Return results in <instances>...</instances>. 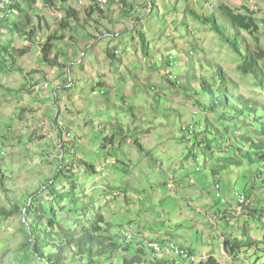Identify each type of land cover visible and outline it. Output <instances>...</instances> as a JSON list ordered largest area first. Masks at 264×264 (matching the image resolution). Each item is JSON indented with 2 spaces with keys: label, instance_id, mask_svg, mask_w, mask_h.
Instances as JSON below:
<instances>
[{
  "label": "rangeland",
  "instance_id": "obj_1",
  "mask_svg": "<svg viewBox=\"0 0 264 264\" xmlns=\"http://www.w3.org/2000/svg\"><path fill=\"white\" fill-rule=\"evenodd\" d=\"M37 1L30 14L37 22L40 20L43 29L38 32L37 43L32 44V52L20 61L24 71L13 69L0 73V147L5 152L0 155V168L8 176L6 187L12 190L9 195L13 197H7L0 190V204L12 207L15 201L23 204L32 199L31 192L37 189L41 180L62 170V145L67 140L72 153L66 155V167L76 163L73 170L77 174L78 192L86 191L91 196L87 199L80 192L77 202L85 204L88 201L90 207L95 206L107 214L115 238L123 240L120 234L123 227L119 226L123 225L134 232V238L143 237L146 250L151 253L150 245L147 246L150 242L146 240L171 238L168 234L172 232L176 234L173 240L180 239L185 246L197 250L198 260L214 255L221 264H264V224L261 220L247 216L251 213L248 209L240 216L231 213L228 218H218L220 209L223 212L225 206L232 205L236 209L235 192H243L246 178L242 175L240 178L239 168L226 175L225 180V174L220 175L222 182L230 181L222 189L223 196L228 199V204H223L215 191L216 182L221 181L219 175H212L205 169L198 171L196 164L187 161V150L177 134L183 135V126L203 121L204 117L198 118L193 113L191 98L167 80L172 72L182 81L184 76H192L194 65L197 66L195 71H200L201 59L212 60L220 63L240 83L243 92L264 100L260 90L254 87L253 77L238 70L239 56L208 26L186 13V0H119L100 18L98 14L96 17L84 15L91 23L86 29L64 31L67 38L57 43L56 52L65 51L66 56L61 62L68 67L45 65L41 61L40 45L49 35L60 32L59 25L66 10L63 0ZM76 1L68 0L67 4L82 11L83 6ZM20 2L28 8L27 0ZM121 3H127L132 10L122 9ZM221 3L234 8L248 6L256 11L261 24L257 35L264 45V0L188 1L189 5L206 13L216 10ZM92 18H98L100 25ZM108 28L112 33L107 32ZM137 29L146 34L151 47L150 57L143 52ZM101 32L105 35L101 36ZM245 36L253 40L249 34L245 33ZM28 44L8 27L0 28V54L4 46L25 47ZM108 48H117L123 54L118 60H111L107 55ZM71 50L76 52L75 58L69 55ZM172 52H176L178 63L174 68L160 60L161 56L166 57ZM173 59L170 54L167 60L171 66L175 63ZM100 81H105L106 89L109 88L112 95L119 91L129 97L128 103L136 106L144 121L135 120L131 113L108 110L104 103L105 87L100 86ZM149 86L151 93L146 92ZM112 99L117 101L115 95ZM150 107L158 110V113L150 112L151 119L147 118ZM72 113L76 123L66 119ZM61 119L68 124L63 120L67 128L58 133L54 122ZM118 120L124 124L126 134L138 138L146 151L113 125ZM66 129L71 132V137ZM3 136H7V140ZM113 136L112 148L108 146L104 150L106 138L112 140ZM106 157H111L110 165L105 164ZM82 160L96 164L98 173L87 171ZM176 181L184 189H179ZM56 185L59 190L69 186L64 178ZM263 197L264 192L256 194L255 191L247 205L263 208ZM204 202L209 210H203ZM69 208L66 205L65 209H59L58 218L66 225H72L76 219L75 211H69ZM154 218L159 224H155ZM25 221L20 213L10 219H0V264H42L32 252H29V258L22 257L20 252L19 246L25 240ZM243 221L250 235L261 241L258 243L261 249L252 247L234 261L226 255L224 239L241 236L242 231L237 225ZM136 246L133 242L129 251L119 253L107 264L111 260L114 264H125V259H133L139 254Z\"/></svg>",
  "mask_w": 264,
  "mask_h": 264
},
{
  "label": "trees",
  "instance_id": "obj_2",
  "mask_svg": "<svg viewBox=\"0 0 264 264\" xmlns=\"http://www.w3.org/2000/svg\"><path fill=\"white\" fill-rule=\"evenodd\" d=\"M13 1L11 12L2 16L0 11V28L8 27L15 34H20L23 40L29 44L25 47L4 46L0 54V73L13 69L20 72L24 71L20 61L32 52V44L37 43L38 32L43 29L40 20L37 22L30 14V11L37 4V0H27L28 8L20 0ZM47 1L52 3V0ZM186 1V13L201 24L208 26L222 42L229 45L241 60L238 70L244 75L252 76L254 87L259 89L264 96V65L262 64L264 45L257 35L261 28L260 19L256 15L257 12L248 6L234 8L227 3H221L216 10H208L209 12L206 13L196 6L189 5L188 1L190 0ZM66 2L67 0H63L66 13L59 25L60 32L49 35L40 45L41 61L45 65L68 67L67 64L61 62V58L66 56L65 51L56 52L57 43L63 42L67 38L64 31L71 32L77 28L86 29V25L91 23L87 19L85 20V16L93 17L94 14H98V18H100L104 11L106 14V9L109 8L113 0H108L103 4H92L82 11L67 5ZM121 8L127 11L132 10L127 3H124ZM98 18H92V20L100 25L101 21ZM109 31L108 28L107 32L112 33ZM136 32L141 38L143 52L147 57H150L151 47L146 34L140 29H137ZM245 33L249 34L253 40H248ZM100 35H105V33L101 32ZM96 38L99 39L98 36ZM121 54L123 52L117 48L107 49V55L111 60H118ZM163 58L168 67L173 66L172 68H174L178 64L177 56L172 66L170 61L167 60L168 56L160 57V59ZM198 65L200 71H195L197 66L194 65L195 70L192 76H184L182 81L176 79L172 72H169L170 76L167 78L169 83L175 88L183 90L191 98L194 103L193 113L198 118L200 116L204 117L203 121H197L187 127L183 126L181 130L183 135L177 134L178 139L181 144H184V149L187 150V156L189 157L187 161L196 164L198 171L205 169L209 170L212 175H219L221 181L216 182L215 189L220 184L221 189L224 190L230 184V181L222 182V179L225 180L228 177L226 175L232 174L234 169L239 168V176L242 175L246 178V180H243V192L247 194V198L251 199V195L255 191L256 194H259V191L260 193L264 192V100L243 92L240 83L220 63L201 59ZM99 84L101 87H105L104 103L108 110L131 113L135 120L141 123L144 121L138 115L136 106L128 103L129 97H126L124 93L120 94L119 91H115L112 95L111 90L106 89L105 81H100ZM151 87L155 88L152 85ZM9 89L13 91L11 88ZM151 90L149 86L146 92L151 93ZM114 95L117 101L112 99ZM152 108L150 107L147 118H152L150 112L154 113V110L158 113L157 108ZM113 125L125 132L123 130L124 124L119 120ZM59 128L63 131L61 127ZM129 130L132 131V128L129 127ZM148 130L150 128H147ZM125 136H127V139L131 138L145 150L138 138H134L126 132ZM2 138L7 140V136ZM114 138L115 136L112 137V140L106 138L102 146L104 150L108 146H110V149L112 148L110 142H113ZM69 143L70 141H65L62 145V170L53 177L41 180L37 189L31 192L32 199H27V202L23 204L15 201L12 207L0 204V219H10L20 213L26 220L23 222L25 240L19 246L20 252L23 254L22 257L29 258V252H32L34 258L42 264H107L110 259H116L119 253L129 251L131 244L136 242L135 250L139 251V254L136 253L137 255L133 259H125V264H192L190 258L184 256H156L147 244L151 251L149 253L146 250L143 237L134 238L133 236L130 241H126L123 230L131 231V229L124 228L123 225H119L123 227L120 230L123 240L115 238L116 235L110 227L111 223L108 221L107 214L97 210L98 208L95 206L90 207L88 201L85 204L77 202L80 192L87 199L91 196L86 191L78 192L77 174L73 170L76 163L72 162L70 167H66V155L69 152L72 153ZM107 151L109 152V150ZM147 153L153 159L152 154ZM191 158L194 159L190 161ZM57 159H59V156H57ZM105 161L107 165L112 163L111 157H106ZM153 161L157 162L155 158ZM82 163L87 171L93 174L98 173L96 164L86 160H82ZM222 173L225 174V177L220 178ZM63 178L67 179L69 186L59 190L56 183ZM240 178L242 177L240 176ZM7 179V174L0 168V190L7 194V197L13 198L9 195L12 190L6 187ZM114 195L116 194H111V196ZM50 197L53 200L50 201ZM66 205H69V211H75L76 213V219L72 225H66L58 218L59 209H65ZM245 209L251 211L247 216L255 220L259 219L264 224L262 218L264 207L258 208L256 206L253 208L245 205ZM220 212H222L221 209ZM237 226L242 231L241 236L239 234L224 239L226 255L234 261L239 260L245 251L258 246V243L261 242L250 235L244 221ZM168 235L171 238L169 236L166 239L159 237L161 239H147L146 241L150 243L157 241L162 245L173 242L176 243L175 245L185 248L190 255L198 256L197 250L192 246H185L184 243L180 242V239L173 240L172 238H175L176 234L169 232ZM258 248L261 249L259 246ZM143 254L147 258L144 259ZM108 264H114V262L111 260ZM194 264H221V262L218 257L211 255L206 260Z\"/></svg>",
  "mask_w": 264,
  "mask_h": 264
},
{
  "label": "clouds",
  "instance_id": "obj_3",
  "mask_svg": "<svg viewBox=\"0 0 264 264\" xmlns=\"http://www.w3.org/2000/svg\"><path fill=\"white\" fill-rule=\"evenodd\" d=\"M13 2H14L13 0H10V3L6 7L2 6L1 3H0V11H1V15L2 16L6 15L7 13H9V12H11L13 10V6H12ZM74 2H77V1L74 0ZM78 2L80 4V6H83V8H85V7L89 8V6H91L92 4H95V3L103 4V3L99 2L98 0H78ZM122 4H124V3H121V5ZM75 8H77V7H75ZM59 121H61V120H59ZM59 121L54 122V123L58 124ZM54 123H53V125H54ZM54 128H55V125H54ZM66 128H67V126H66ZM4 154H5V152L0 147V155H4ZM218 186H220V184H218ZM218 191H220V193L222 194L223 198L227 199L225 196H223V192H222L221 186L216 188V192H218ZM240 194L244 195L246 197V202L244 204H239L238 203L237 197ZM235 196H236V209H234L232 205L225 206V208H226L225 211L221 212L220 217H218V216H216V217H218V218H222V217L223 218H228L231 215V213H233L235 215H238V216H240L241 214L245 213V211H246L245 205H247L248 200H249L247 198V194L242 192V191H236L235 192ZM227 204H228V199H227ZM226 212H228V213H226Z\"/></svg>",
  "mask_w": 264,
  "mask_h": 264
},
{
  "label": "bare ground",
  "instance_id": "obj_4",
  "mask_svg": "<svg viewBox=\"0 0 264 264\" xmlns=\"http://www.w3.org/2000/svg\"><path fill=\"white\" fill-rule=\"evenodd\" d=\"M10 3V0H3V6L4 7H6L8 4ZM170 54H173V56H174V62L176 61V52H172V53H169L168 54V56L170 55ZM160 60H162V59H160ZM162 61H164V58H163V60ZM173 62H171V64H172ZM173 67V66H172ZM171 67V68H172ZM63 130L65 129V127H61ZM59 130H60V128H59ZM124 232V234L125 235H127V236H132L133 237V234H132V232H129V231H125V230H123ZM168 244L167 245H162L160 242H157V241H153V242H151L149 245V247H151V249H152V251H153V253L155 254V255H158V254H163V247H161L160 245H162V246H173V247H175V248H177L178 250H181L184 254H186L187 256H189L191 259H190V261H191V263L192 264H194V263H199L201 260H198V256H194V255H190V253L187 251V250H185V248H183V247H181L180 245H175V243H173V242H167ZM166 244V243H165ZM164 255H168V256H177V251H173V249H164ZM200 259V258H199ZM156 260V259H155ZM159 260V259H158ZM189 260V259H188ZM149 264H155V263H149ZM158 264H161V263H158Z\"/></svg>",
  "mask_w": 264,
  "mask_h": 264
},
{
  "label": "built area",
  "instance_id": "obj_5",
  "mask_svg": "<svg viewBox=\"0 0 264 264\" xmlns=\"http://www.w3.org/2000/svg\"><path fill=\"white\" fill-rule=\"evenodd\" d=\"M98 1L101 3L108 2V0H98ZM0 3L3 6V0H0ZM122 7H123V4H122ZM59 127H66V126L62 121H59L57 126H55V129L58 130V133H59ZM71 136H72V134L69 132V137H71ZM60 144L62 145V138H60ZM217 187H219V186H217ZM217 196L221 197V201L223 204H227V199L222 197V194L220 193V191L217 192ZM237 200H238L239 204H244L246 202V197L244 195L240 194V195H238ZM124 237L126 238V241H130L133 238L132 236H127L125 234H124ZM160 246L163 247V254H158L156 256L164 255V249H173V251H177V256L179 255V256H184L185 258H190L186 254H184L181 250H178L177 248H175L173 246H162V245H160Z\"/></svg>",
  "mask_w": 264,
  "mask_h": 264
},
{
  "label": "crops",
  "instance_id": "obj_6",
  "mask_svg": "<svg viewBox=\"0 0 264 264\" xmlns=\"http://www.w3.org/2000/svg\"><path fill=\"white\" fill-rule=\"evenodd\" d=\"M119 0H113V2L111 3V5L109 6V8H111L112 6H114V5H117V2H118ZM68 3V0H67V2H66V4ZM94 16H97V14H94ZM116 35L117 36H120V33H116ZM90 46V45H89ZM71 52H72V54H69V55H72L71 56V58H75L74 56H76V52L74 53L72 50H71ZM71 63H73L72 61H70ZM75 64V63H74ZM68 117H70V115H68ZM66 118L69 122H75L76 123V116H74L73 115V113H72V116L70 117V118ZM62 120V119H61ZM64 120V119H63ZM62 120V121H63ZM65 121V123L66 124H68L67 123V121L66 120H64ZM183 162V161H182ZM107 162L105 161V164H106ZM182 165V164H181ZM174 183H175V181H173V185H174ZM176 183H177V186H179L180 188L179 189H184V188H182V186L179 184V182H177L176 181ZM204 192V191H203ZM202 192V193H203ZM203 202V201H202ZM202 207H203V210H209L208 208H210V207H208L207 205H206V203L204 202L202 205H201ZM225 207H224V210L223 211H225ZM222 211V210H221ZM215 216H217V214L215 215ZM154 221H155V224L157 225V224H159V223H157L156 222V220H158L157 218H154L153 219Z\"/></svg>",
  "mask_w": 264,
  "mask_h": 264
}]
</instances>
